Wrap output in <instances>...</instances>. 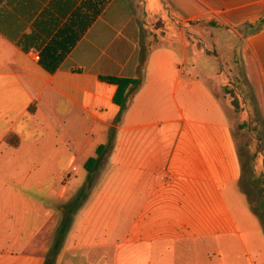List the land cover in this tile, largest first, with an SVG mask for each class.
<instances>
[{"label":"crops","instance_id":"crops-1","mask_svg":"<svg viewBox=\"0 0 264 264\" xmlns=\"http://www.w3.org/2000/svg\"><path fill=\"white\" fill-rule=\"evenodd\" d=\"M142 6L164 22L145 82L53 252L120 111L101 76L138 77L149 22L133 0H0V264H264L235 136L250 107L228 72L245 70L264 117V0Z\"/></svg>","mask_w":264,"mask_h":264},{"label":"rangeland","instance_id":"rangeland-1","mask_svg":"<svg viewBox=\"0 0 264 264\" xmlns=\"http://www.w3.org/2000/svg\"><path fill=\"white\" fill-rule=\"evenodd\" d=\"M135 3V12L142 21L149 22L148 29V44H151L150 38L154 35L155 31H159L164 28V22L162 20H153V17L147 16L143 12L144 0H133ZM167 1V0H166ZM172 1V0H168ZM170 10L172 6L169 5ZM164 10L163 12H166ZM175 12L172 10V14ZM169 18V12L166 13ZM154 21V22H153ZM150 41V42H149ZM213 63L218 62L215 58ZM231 74V78L235 83V89L241 91L245 99L249 102L250 119L244 120L241 114L237 115L239 118V124L235 131L237 142L242 147V161L244 177L241 182V189L247 194L249 203L253 210L261 218L264 224V124L263 117L259 114L257 104L253 102L251 87L249 86L245 77V70L241 66L234 72L228 71ZM231 72V73H230ZM222 93L226 94L224 89ZM242 125V126H241ZM86 170V169H85Z\"/></svg>","mask_w":264,"mask_h":264},{"label":"trees","instance_id":"trees-1","mask_svg":"<svg viewBox=\"0 0 264 264\" xmlns=\"http://www.w3.org/2000/svg\"><path fill=\"white\" fill-rule=\"evenodd\" d=\"M250 26L254 28L256 27V30H259L264 27V19H261L256 24H250ZM150 50H151V44L144 43L143 41L141 43L137 78L101 76V80L115 84L117 86V91L114 96V101L120 107V111L115 119V126L109 129L107 142L105 144L99 145L96 149L95 156L90 157L85 163L87 177L83 187L81 188L79 193L63 207V219L61 222L58 238L55 243L53 252L60 247L63 239L65 238L66 233L70 228L74 215L88 198L91 190L94 187L98 172L100 171L101 167L106 163L109 154L114 148L117 126L122 122L123 117L126 111L128 110V108L130 107V104L134 96L139 92V90L141 89V87L145 82L146 65L149 58ZM225 91L227 94L231 96L232 105L234 106L236 112H240L241 110L240 100L237 94L235 93V90L233 88L226 87ZM252 98H253V102L257 104V100L254 94ZM258 112L260 111L258 110ZM263 124H264V117H263ZM7 141L14 146H17L19 143L18 137H16L14 134H10L7 137ZM47 264L49 263L47 262Z\"/></svg>","mask_w":264,"mask_h":264}]
</instances>
